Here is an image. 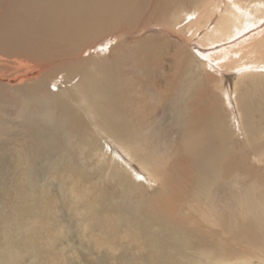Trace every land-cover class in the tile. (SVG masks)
<instances>
[{"label":"bare ground","instance_id":"obj_1","mask_svg":"<svg viewBox=\"0 0 264 264\" xmlns=\"http://www.w3.org/2000/svg\"><path fill=\"white\" fill-rule=\"evenodd\" d=\"M144 21L149 25L143 29L160 27L158 35L172 46L168 66L159 61L166 77L154 81L166 99L161 112L171 116L168 125L156 122L158 115L151 118L153 109L141 85L130 83L122 63L136 54L150 59V34L134 39ZM129 35L134 49H128ZM97 46L101 52H92ZM187 67L200 71L211 85L195 101L196 107H207V115L191 121L185 117L190 107L187 84L175 79ZM61 74L68 85L52 88ZM251 86L263 88L264 101V0H0V264H74L72 256L63 257L54 239L57 229L44 211L55 199L42 194L35 210L26 206L28 146L35 156L48 148L58 156L54 162L61 166L50 172L51 178L69 197L80 194L68 203L72 215L82 229L90 230L93 241L111 247H95V258L89 248L79 258L111 264L109 254L130 256L113 247L128 237L153 264H264V199H255L250 189L237 198L239 205L229 210L226 222L216 215L214 200L199 204L201 225L192 214L181 222L175 217L183 207L195 210L189 197L196 205L202 195L209 198L207 181L216 180L219 168L236 165L224 108L236 113L239 131H247L254 146L251 116L257 106ZM134 90L137 95H130ZM191 123L201 127L188 135L183 149L201 175L186 199L174 193L160 153L149 148L143 134L165 130L182 136L195 126ZM13 141L18 142L21 162L18 212L6 204L11 200L7 173L12 161L4 151ZM61 146L70 150L64 152ZM78 148L84 150L81 164ZM255 156L264 158L262 153ZM240 163L246 166L245 155ZM94 178L109 180L120 191H97ZM148 188L154 191L147 193ZM87 202L89 209L84 208ZM186 245L192 249L187 254L182 252Z\"/></svg>","mask_w":264,"mask_h":264},{"label":"rangeland","instance_id":"obj_2","mask_svg":"<svg viewBox=\"0 0 264 264\" xmlns=\"http://www.w3.org/2000/svg\"><path fill=\"white\" fill-rule=\"evenodd\" d=\"M214 22H215L214 19L210 20L209 24L211 27L213 26ZM144 25H149V23L144 21V23H142L140 28L143 29ZM159 29L160 27L155 28V26L150 25L149 27L143 29L140 33L135 34L134 36V39L135 38L138 39L141 36H146L150 34L149 36L151 37H149L148 43H149V47L153 49L151 52L150 59H148L149 58L148 56H143L146 58L142 59V56L136 54L133 57H129V56L126 57V59L122 61V63L124 64L125 67L124 70L127 73V78L130 81V83H136L134 84L136 86H138L139 84L141 85L142 92L144 93V98L153 109L150 113L152 114L151 118L154 120L155 116L158 115L156 118L157 119L156 122L159 123L161 122L164 123L165 125L166 124L168 125L171 121L170 118L171 116H168V113L162 114L161 112L162 109L161 103H163L162 105L164 107V104H166L164 103L166 99L161 97V93H160L161 91L158 88L157 89L155 88L154 81L156 80L157 82L159 79L161 80L166 77V73L161 76L162 73L160 71L159 61L161 60V62H163V66L166 67L168 66L169 64L168 59L170 58L169 56H171L170 51L172 46L167 41H164L163 39L160 38V36L157 33ZM145 30H147L148 32H146ZM153 33L155 34L154 36L155 38L153 37L154 35ZM132 37L133 35H129L125 37L126 39L129 40L128 49L135 48L133 44L136 43L131 41ZM114 40L115 39L113 38L111 42H113ZM195 41L196 40L191 42L195 43ZM140 47H143V43L142 45L140 44ZM92 52L94 53L101 52V46H97V48L93 49ZM63 75L64 74H61L56 79L55 81L56 86L52 85V88H57L58 86H64L65 84L68 85V82L66 81ZM181 76H182L181 78L175 76V79L176 81H178L176 84H181V82L184 81L185 85L187 84L186 87H188L189 94H188L187 103L188 106L190 107L188 108L187 115L185 116L186 119L188 121H191L192 118L194 117L200 118L204 115L206 116L207 107L205 106L203 107L201 103L197 107L195 105L197 100H200V94L198 95L200 90H204V88L210 89L211 88L210 83H208L206 77L202 75L200 71L198 72L194 67L185 68ZM251 88L254 97V102L257 106V111H255L254 114H252L251 116L252 118L251 120L256 124V132L253 134L251 133L252 134L251 137L253 136L255 139V141L253 142L255 148H253L254 146L251 147L250 145V139H249L250 137L247 136V131L245 132L242 130L243 133L242 131L241 132L239 131L240 129L237 126L238 122H236L235 120L236 113L235 114L232 113L234 111L232 110L231 107L224 108L226 110L225 113L228 117L227 120L230 125L229 127L232 130V135H233L232 143H234L236 147L234 150L235 152L231 153L234 154L231 155V158L233 159V161L236 162V165L233 164L231 167L224 162L225 164L222 166V168L218 169V176L216 180L213 179L212 181L210 179L211 181H207L208 187L210 189L209 192H207L209 193V198L208 196L205 197L202 195V198L197 205H196L197 200H195L193 197L188 198L187 195L197 187V180L200 177L201 172L196 168L195 163L193 162L190 156H187L183 148H184V144L187 143L188 135L193 136V134H196V131L201 127L199 125L200 123L198 125L191 123L194 124L195 126L194 127L191 126L192 130L190 131V133L181 132L182 136H180V134L178 135V133L175 132H168V131L166 132L165 130L143 134V136L148 140L147 145L150 146L149 148H151L154 151L156 150L157 153L158 152L160 153L161 162L164 164V166H166L167 178L170 181V183H173L174 193L177 196H180L181 194L182 196L185 195L184 197L185 198L187 197L188 199L187 198L186 199L188 201H192V203L195 204L194 205L195 210H188L187 208L183 207L182 211H180L178 214H175L177 221L181 222L185 220L186 216L192 214L195 217L196 220L195 222L196 223L199 222V224L201 225V222L198 219V212L196 210H199L200 209L199 207L204 205L205 202L211 205L212 200H214L212 206H214L215 210H217L216 215H218V217H220L221 220L224 219V221L226 222L229 215L231 214L229 210H231L232 212L236 210V207H238L239 205V202H237L238 201L237 198L239 199L243 198V196L245 195V190L248 189L252 191L254 198L257 197L255 199H257L258 201L261 202L264 199V158L259 159L260 161L263 160L261 162L254 159L256 157L255 156L256 152L260 153V155L261 153L264 154V125H263L264 101L262 99L260 100L261 92H263L261 90H263V88H260L259 90H257L258 88L254 86H251ZM137 90L139 91V89ZM137 90L131 92L130 95L131 94H134V96L137 95L136 93ZM176 91L177 88L175 86L172 91V94L176 95ZM198 115L200 116L198 117ZM102 141L104 142L105 140ZM153 145H155L156 147ZM61 148L62 151L64 152L70 150L66 146H61ZM71 150H73V148H71ZM26 151L27 153H25V158H27V162H26L27 170L25 174L26 177L25 194L27 197L28 204H26V206L28 210L32 211L33 209L34 210L36 209L34 207V203L36 199L40 198L42 194L44 195V197L55 199L56 206L52 204L51 209L45 208L44 211L46 215L50 216L51 221L53 222V224L57 229L56 230L57 238L54 239L57 241L58 248L61 250L63 257L69 255L72 256V258L71 257L70 258L74 264H91L92 260L81 259L78 257V253L80 252L85 254L88 252L89 248H93L95 253L92 256V258H95L99 254V251L96 248H101L105 250L106 248H111V247L109 246V244L93 241L94 238L91 237L89 234L90 230L88 231L87 227H84V229H82L78 224V219L72 215L68 203L70 201L75 202L74 198L78 200L80 194H76L74 197H69L66 190L64 191L60 190L59 182H57L58 180H54V178H51L50 172L55 167H57L58 164L61 166L60 163H57L56 165L55 164L56 162H54L58 160V156L52 155L50 148L39 151L38 156H35V151L33 147L28 146ZM83 151L84 150H82V148L77 149L78 155L76 156L79 164H81L84 158L82 156ZM245 152L247 153V155L244 154ZM4 153L7 154L8 159L11 158L8 160L9 163L12 161L9 165L10 171L7 173L9 184L11 187L10 189L11 200L8 201V199H5L6 200L5 203L8 201L6 204L7 205L10 204L9 206H12L11 208L13 212L14 211L18 212L19 209L17 204L19 200V186H20V178L18 173L21 167L18 142L13 141L10 144H8L7 149L6 151H4ZM244 155H245L246 166H243L240 163L242 161V156L244 157ZM91 172L92 170L90 169L88 173ZM230 179L233 180V182L229 181ZM91 183L95 185L96 189L103 188V191H105V193L107 192L110 195L111 193L114 194L115 190H119L109 180L100 181V179L94 178L93 181H91ZM227 183L229 184L230 190ZM230 184H234V185H230ZM154 185L155 187L158 186V184H154ZM232 186H234V188ZM252 187L255 189H253ZM96 189H94V193H96L95 191ZM97 191H99V189H97ZM152 191H154V189L148 188L146 190L147 193H150ZM233 193H237L235 194V196L237 197L234 198ZM90 203L91 202H87L84 208L89 209L88 206ZM199 204L201 205L199 206ZM207 204H205V206L209 205ZM184 206L187 207V205ZM84 208H82V210ZM84 217H89V214L87 213ZM30 221H32V218L29 217L28 222L31 223ZM1 222L2 221L0 220V223ZM187 224L192 225L190 221H188ZM217 229L221 230V228H217ZM16 233L17 230L15 229L13 235L15 236ZM129 240L130 239L128 237L121 239V241L117 242V245H114L113 247L114 248L117 247L118 250L119 249L122 250V253H127L131 257L123 256V258H120L119 257L120 255L118 253H114L112 255L109 254L110 256L109 262L111 264H153L152 259H150L147 256V254H145L146 252L144 253V255H141L138 249L135 247L136 242L133 244L132 242L130 243ZM150 246L151 244L148 245V249ZM171 249L172 248H170V251H172V253L173 252L178 253L177 251ZM182 249H183L182 252L186 251L185 252L186 254L187 252L192 250L191 247L188 245L183 246ZM134 253L135 255H132ZM12 256L14 259L17 257L14 252L12 253ZM159 264H161V262H159Z\"/></svg>","mask_w":264,"mask_h":264}]
</instances>
